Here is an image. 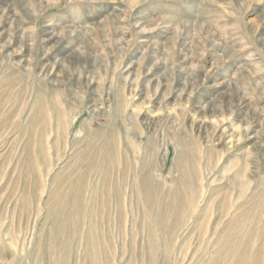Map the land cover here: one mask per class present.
Segmentation results:
<instances>
[{"label":"rangeland","instance_id":"rangeland-1","mask_svg":"<svg viewBox=\"0 0 264 264\" xmlns=\"http://www.w3.org/2000/svg\"><path fill=\"white\" fill-rule=\"evenodd\" d=\"M0 91V264H264V0H0Z\"/></svg>","mask_w":264,"mask_h":264},{"label":"bare ground","instance_id":"bare-ground-1","mask_svg":"<svg viewBox=\"0 0 264 264\" xmlns=\"http://www.w3.org/2000/svg\"><path fill=\"white\" fill-rule=\"evenodd\" d=\"M4 32V31H3ZM4 36V35H3ZM91 55V54H90ZM32 56V55H31ZM94 56V55H93ZM18 59V58H17ZM19 60H20V58H19ZM92 60V59H91ZM17 63H18V61H16ZM14 64V63H13ZM5 65H6V63H5ZM4 65V66H5ZM16 65H18V64H16ZM21 65V64H20ZM44 65V64H43ZM8 66H9V64H8ZM10 67V66H9ZM8 67V68H9ZM14 67V66H13ZM13 67H10L11 69L13 68ZM21 67V66H20ZM23 67V66H22ZM46 67V66H45ZM7 68V67H6ZM10 69V70H11ZM14 69V68H13ZM15 69H17V68H15ZM4 70H6V69H4ZM15 71V70H14ZM6 72V71H5ZM9 72V71H8ZM12 71H10L9 73H11ZM17 72V71H16ZM15 72V73H16ZM8 73V74H9ZM13 73V72H12ZM11 73V74H12ZM24 73V72H23ZM27 73V72H26ZM6 74H7V72H6ZM16 75V74H15ZM9 76V75H8ZM12 76H14V75H12ZM11 76V77H12ZM21 77H22V75L20 76V79H21ZM30 77V76H29ZM16 78H18V76H16ZM15 78V79H16ZM55 78V77H54ZM53 78V79H54ZM57 78H55V80H56ZM22 80V79H21ZM44 80V79H43ZM59 80V79H58ZM20 81V80H19ZM50 81V80H49ZM53 82H55L54 80H52ZM61 81V80H60ZM59 81V82H60ZM63 81V80H62ZM9 82V81H8ZM7 82V83H8ZM12 81H10V83H11ZM14 82V81H13ZM19 82H17V84H18ZM23 83V82H22ZM26 83V82H25ZM41 84H40V87L43 85V86H45L47 83L45 82V81H42L41 80V82H40ZM52 83V82H51ZM16 84V83H15ZM55 84V83H54ZM20 85V84H19ZM23 85V84H22ZM13 85H11V87H12ZM51 86V85H50ZM20 87V86H19ZM39 87V86H38ZM12 88H14V87H12ZM21 88V87H20ZM7 89H8V87H7ZM16 89V88H15ZM25 89V88H24ZM69 90L71 91L72 89H70L69 88ZM10 91V90H9ZM24 91V90H23ZM40 91V90H39ZM50 91V90H49ZM52 91V90H51ZM72 91H74V90H72ZM1 92V91H0ZM39 93V92H38ZM19 94V93H18ZM40 94H41V92H40ZM38 96V95H37ZM51 96H52V94H51ZM53 98V97H52ZM123 98V97H122ZM2 100V99H1ZM123 100V99H122ZM120 102H122V101H120ZM120 104V103H119ZM118 104V105H119ZM34 106H33V108H32V115H31V117L30 118H32L33 117V123L35 124V125H37L38 123H40V122H43V120L45 119V117H44V114H45V112H44V109H43V104H42V100L40 99V97L38 96L37 97V99H36V101H35V103L33 104ZM93 105V104H92ZM91 105V106H92ZM96 105V104H95ZM94 106V105H93ZM122 106V105H121ZM121 106H119L120 108H121ZM45 107V106H44ZM119 111H121L120 109H119ZM138 110H136V112H137ZM139 112V111H138ZM41 124V123H40ZM45 128V127H44ZM29 129V128H28ZM29 130H31V129H29ZM30 132V131H29ZM41 132H42V130H41ZM40 132V133H41ZM42 134V133H41ZM45 135V134H44ZM44 135H43V137H44ZM29 136V135H28ZM110 136V135H109ZM111 138V137H110ZM112 141V140H111ZM27 142H30L29 140L27 141ZM113 144H115L114 142H113ZM116 145V144H115ZM181 147H182V154H183V156H182V159H183V161H191L192 162V160L190 159H186V157L188 156V154H187V156H185V154L187 153V152H189V149H188V147L189 146H187L186 144H185V142H181ZM25 147H26V144H25ZM108 147V146H107ZM113 147V146H112ZM110 149V148H109ZM111 150H112V148H111ZM114 150V149H113ZM110 151V150H109ZM111 153H112V151H111ZM190 153V152H189ZM115 154V153H114ZM107 155V154H106ZM189 157V156H188ZM105 158L107 159V161H106V164H105V166L106 167H110V165L112 164V162H115V160H111V155H110V152H109V154L107 155V156H105ZM113 158V157H112ZM27 159V158H26ZM115 159V158H114ZM111 160V161H110ZM238 161V160H237ZM104 165V164H103ZM233 165V164H232ZM28 167H29V171H33V164L29 161L28 162ZM245 169V168H244ZM88 170H89V168H88ZM225 170H227V169H225ZM88 172V171H87ZM229 172V171H228ZM233 172V171H232ZM245 172V171H244ZM76 173H78V172H75V171H73V170H71L70 171V173L68 172V174H67V176H66V178L64 179V180H66V179H68L70 182L72 181V177L73 176H76ZM107 173V172H106ZM240 173H241V171L239 170V172L238 173H236V175H235V178L236 179H241L240 177ZM243 173V172H242ZM228 175V174H227ZM38 176V175H37ZM79 176V175H78ZM85 176V175H84ZM83 176V177H84ZM89 176V175H88ZM242 176H243V174H242ZM25 177H27V176H25ZM35 177H36V175H35ZM34 177V178H35ZM38 177H40V176H38ZM83 177H82V180H83ZM152 177H154L152 174H150V173H146V174H144L143 176H142V178H141V188H139L145 195V197L147 198V201H148V203H151L152 201H153V195H154V193L157 191V186H156V181L154 180V179H152ZM29 178V177H28ZM104 178V177H103ZM27 179V178H26ZM86 180V179H85ZM28 181V180H27ZM31 181V180H30ZM36 178H35V180H33V184H35V186H36ZM103 181V180H102ZM230 181L228 180V183H229ZM28 183V182H27ZM26 182L24 183L25 185H27L28 186V184H27ZM40 183V182H39ZM80 183H81V181H80ZM32 184V185H33ZM226 184V183H225ZM60 185H62V184H60ZM24 186V185H23ZM39 186H40V184H39ZM96 186H97V184H96ZM98 186H99V183H98ZM139 186V187H140ZM29 187V186H28ZM34 187V186H33ZM63 187V186H62ZM100 187H102L101 185H100ZM160 187V186H159ZM37 188H38V185H37ZM99 188V187H98ZM106 188V187H105ZM220 189V188H219ZM219 189H217L216 191H221V190H219ZM241 189V188H240ZM24 190V188H22V191ZM33 190L35 191V189L33 188L32 189V192H33ZM37 190V189H36ZM59 190V189H58ZM196 190V189H195ZM28 191V190H27ZM61 191V190H60ZM101 191H103V189L101 188ZM176 191H177V189H176ZM178 192V191H177ZM180 192V191H179ZM198 192V191H197ZM197 192L195 191V196H194V198H195V200L197 201L198 200V195H197V197H196V194H197ZM22 193V192H21ZM26 193V192H25ZM34 193V192H33ZM158 193V192H157ZM181 193H184V192H182L181 191ZM218 193V192H217ZM27 195H28V193H26ZM35 194V193H34ZM36 194H37V191H36ZM35 194V195H36ZM22 195H23V193H22ZM228 195H229V192H228ZM173 196H175L174 194H173ZM178 196V195H177ZM182 196V195H181ZM186 196V195H185ZM184 196V197H185ZM27 197V196H26ZM36 198H37V195L35 196ZM176 197V196H175ZM227 197V196H226ZM54 198V197H53ZM23 199H24V196H23ZM76 199H77V204H76V208H75V211H76V215L80 212V210H79V208H80V204H79V200H80V197L78 196V195H76ZM26 200H27V198H26ZM119 200H120V196L119 195H117L116 196V201H117V204H118V202H119ZM186 200V199H185ZM196 201H195V203H196ZM185 202H187V201H185ZM221 203H223L222 202V200L220 201ZM109 204V203H108ZM220 204V203H219ZM228 204V203H227ZM26 205H29V204H26ZM152 205H153V203H152ZM82 206V205H81ZM218 206V205H217ZM257 206V205H256ZM222 207V206H221ZM226 207H227V205H226ZM230 207V206H229ZM51 208V207H50ZM182 208V207H181ZM219 208V207H218ZM225 208V207H224ZM228 208V207H227ZM29 209V208H28ZM117 210H118V212H121L122 210H121V205H117ZM237 210V209H236ZM50 211H51V209H50ZM225 211V210H224ZM223 211V212H224ZM103 212V211H102ZM51 213V212H50ZM207 213H209L210 214V212L208 211ZM221 213H222V211H221ZM235 213V212H234ZM220 216L222 215V214H219ZM22 216V215H21ZM176 216V215H175ZM181 216V215H180ZM204 216V215H203ZM221 218V217H220ZM121 213L119 214V216H118V220L119 221H121ZM203 219V218H202ZM245 219V218H244ZM218 220H219V218H218ZM177 221V220H176ZM175 221V222H176ZM208 221V220H207ZM206 221V222H207ZM236 220H234V217H233V219L230 221V223L231 222H235ZM200 222L202 223V222H204V221H201V219H200ZM218 222V221H217ZM217 222H216V224H217ZM159 223V222H158ZM200 223V224H201ZM213 223V222H212ZM229 223V222H228ZM90 224H92V223H90ZM180 224V223H179ZM199 224V225H200ZM235 224H236V222H235ZM239 224V223H238ZM237 224V225H238ZM202 225V224H201ZM205 225H207V223L205 224ZM218 225V224H217ZM237 225H235V226H237ZM83 226V225H82ZM232 226V225H231ZM234 226V225H233ZM149 227V226H148ZM151 227V226H150ZM209 227V226H208ZM213 227V226H212ZM0 228H2V227H0ZM91 228H92V226H91ZM151 229V228H150ZM172 229V228H171ZM214 229H215V227H214ZM152 230V229H151ZM150 230V231H151ZM207 230V229H206ZM217 230V229H216ZM66 231V230H65ZM213 231H215V230H213ZM93 232V231H92ZM91 232V233H92ZM148 232V231H147ZM164 232H165V230H164ZM205 232H207V231H205ZM87 233H89V232H87ZM95 233L93 232V234L92 235H94ZM150 234H151V232H150ZM153 234V233H152ZM213 234H215V233H213ZM224 234V233H223ZM223 234L221 235V237L223 236ZM227 234V233H226ZM225 234V235H226ZM91 235V236H92ZM5 236V235H4ZM88 236V235H87ZM163 236V235H162ZM203 236V235H202ZM216 236V235H215ZM89 237V236H88ZM152 237V236H151ZM229 237V236H228ZM1 238V237H0ZM93 238V237H92ZM98 238V237H97ZM233 239V238H232ZM14 241V240H13ZM92 241V240H91ZM11 242V241H10ZM239 242V241H238ZM233 243V242H232ZM231 243V244H232ZM15 244V243H14ZM94 244V243H93ZM16 245V244H15ZM236 245V244H235ZM222 246V245H221ZM227 246V245H226ZM233 246V245H232ZM15 247V246H14ZM228 247V246H227ZM91 248V245H90V243L88 242V245H87V247H86V252H88V250H91L90 249ZM170 250V249H169ZM42 252V251H41ZM43 252H45V249H43ZM42 252V253H43ZM85 252V253H86ZM170 252V251H169ZM168 252V253H169ZM230 252V251H229ZM259 252H260V250L259 251H257L255 254H254V257H253V259H252V263L253 264H255L257 261H258V257H259ZM169 255V254H168ZM44 256V258H45V255H43ZM43 256L41 257V258H43ZM242 256H243V254L241 255V258H240V260L242 259ZM46 257H47V255H46ZM92 259V257L90 258V260ZM222 259H223V257H222ZM41 260V259H40ZM218 260V259H217ZM239 260V261H240Z\"/></svg>","mask_w":264,"mask_h":264}]
</instances>
